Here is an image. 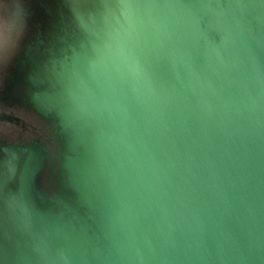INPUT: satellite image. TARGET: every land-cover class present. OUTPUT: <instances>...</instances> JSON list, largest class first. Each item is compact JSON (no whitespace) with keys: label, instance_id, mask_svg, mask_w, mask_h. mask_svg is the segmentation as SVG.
I'll use <instances>...</instances> for the list:
<instances>
[{"label":"water","instance_id":"1","mask_svg":"<svg viewBox=\"0 0 264 264\" xmlns=\"http://www.w3.org/2000/svg\"><path fill=\"white\" fill-rule=\"evenodd\" d=\"M23 1L0 264H264V0Z\"/></svg>","mask_w":264,"mask_h":264},{"label":"rangeland","instance_id":"2","mask_svg":"<svg viewBox=\"0 0 264 264\" xmlns=\"http://www.w3.org/2000/svg\"><path fill=\"white\" fill-rule=\"evenodd\" d=\"M24 11L23 0H0V69L2 67L4 69L22 36L28 31L25 27L28 25L27 19L22 14ZM16 131H18L16 127L0 122V133L14 135Z\"/></svg>","mask_w":264,"mask_h":264},{"label":"flooded vegetation","instance_id":"3","mask_svg":"<svg viewBox=\"0 0 264 264\" xmlns=\"http://www.w3.org/2000/svg\"><path fill=\"white\" fill-rule=\"evenodd\" d=\"M2 126H3V124H2Z\"/></svg>","mask_w":264,"mask_h":264}]
</instances>
